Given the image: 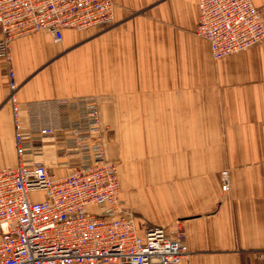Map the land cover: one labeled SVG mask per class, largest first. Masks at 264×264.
I'll return each instance as SVG.
<instances>
[{"label":"crops","instance_id":"crops-1","mask_svg":"<svg viewBox=\"0 0 264 264\" xmlns=\"http://www.w3.org/2000/svg\"><path fill=\"white\" fill-rule=\"evenodd\" d=\"M113 2L112 28L13 41L16 117L0 59V170L18 165L17 123L30 146L23 163L71 173L57 156L63 134L40 130L86 121L95 98L119 197L140 233L178 221L182 264H264V43L215 61L194 33L199 0Z\"/></svg>","mask_w":264,"mask_h":264},{"label":"built area","instance_id":"built-area-1","mask_svg":"<svg viewBox=\"0 0 264 264\" xmlns=\"http://www.w3.org/2000/svg\"><path fill=\"white\" fill-rule=\"evenodd\" d=\"M195 35L215 61L264 43V6L253 0H199ZM113 0H0V59L6 67L15 117L19 84L11 67L12 43L36 32L61 42L66 30L114 26ZM84 122L43 128L60 134L58 157L72 172L59 177L42 163H23L30 146L16 123L18 165L0 170V264H182L189 254L181 223L142 225L120 199L115 163L106 159L96 101ZM222 190L230 191L228 171Z\"/></svg>","mask_w":264,"mask_h":264},{"label":"rangeland","instance_id":"rangeland-1","mask_svg":"<svg viewBox=\"0 0 264 264\" xmlns=\"http://www.w3.org/2000/svg\"><path fill=\"white\" fill-rule=\"evenodd\" d=\"M199 38V37H198ZM92 99V98H91ZM94 100H95V98H93ZM96 101V100H95ZM96 104H97V102H96ZM97 106H98V104H97ZM98 110H99V108H98ZM99 115H100V113H99ZM100 125H101V129H102V139H103V144H104V132H105V130H106V128H103V126H102V123H101V120H100ZM104 147H105V144H104ZM105 154H106V152H105ZM59 155V153H57V156ZM106 156V155H105ZM106 159L107 160H109V161H112V160H110V159H108L107 158V156H106ZM113 163H115V165H116V167H117V162H115V161H112ZM53 170V172H55L54 171V169H52ZM225 171H228V170H225ZM229 173V172H228ZM222 177V176H221ZM119 180V179H118ZM224 192V191H223ZM225 193H228V192H225ZM120 194H121V187H120ZM178 222V221H177ZM177 222H175V223H177ZM175 223L171 226V227H168V228H172L174 225H175ZM180 223V222H179ZM145 224H147V225H151V224H148V223H145ZM151 226H153V225H151ZM183 230H184V232H185V229L183 228ZM260 257L263 259V261H264V251L263 252H261V254H260Z\"/></svg>","mask_w":264,"mask_h":264}]
</instances>
